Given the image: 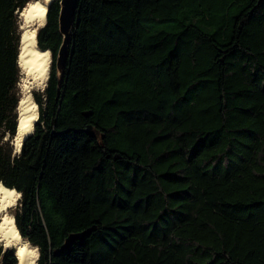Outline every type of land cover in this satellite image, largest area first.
<instances>
[{
  "label": "trees",
  "instance_id": "1",
  "mask_svg": "<svg viewBox=\"0 0 264 264\" xmlns=\"http://www.w3.org/2000/svg\"><path fill=\"white\" fill-rule=\"evenodd\" d=\"M30 1L0 0V183L36 264H264V0H79L61 76L54 0L13 157Z\"/></svg>",
  "mask_w": 264,
  "mask_h": 264
},
{
  "label": "bare ground",
  "instance_id": "2",
  "mask_svg": "<svg viewBox=\"0 0 264 264\" xmlns=\"http://www.w3.org/2000/svg\"><path fill=\"white\" fill-rule=\"evenodd\" d=\"M51 1L54 0H31L20 14L18 67L25 75V80L20 86L18 103L19 136L14 142L17 150L22 135L32 131V125L37 119L38 108L32 98V90L44 89L48 80L50 53L37 47L36 35L37 29L46 23L47 7ZM19 197L14 189H8L0 183V244L14 250L17 264H36L37 249L21 238L13 216L8 213L9 209L16 206Z\"/></svg>",
  "mask_w": 264,
  "mask_h": 264
},
{
  "label": "water",
  "instance_id": "3",
  "mask_svg": "<svg viewBox=\"0 0 264 264\" xmlns=\"http://www.w3.org/2000/svg\"><path fill=\"white\" fill-rule=\"evenodd\" d=\"M52 2L53 1H51L48 4V7L50 6V4ZM78 2H79V0H60L59 1L60 9H59V16H58V25H59V33L62 37V43L60 45L58 55H57V59H56V69H57L59 76L62 75V72L66 69V66H67V61H68V57H69L68 47H69V43L71 40V32L75 28V25H76V11L78 8ZM48 7H47V9H48ZM20 14H21V12H20ZM20 14H19V16H20ZM43 27L37 29V32H38V30L42 29ZM19 30H20V28H19ZM17 113H18V108H17ZM37 119H38V115H37ZM37 119L34 121V123L32 125V131L30 133H27V131H26L22 135L23 137H22V141L20 144V148L17 150L15 148L14 142H15L16 138H18V136H19V114H18L16 134H15L14 140L12 142L13 157L15 155L20 154L23 143L33 133L34 124L36 123ZM77 240H82V235H70L65 240L64 245L61 248V250L62 251L68 250L70 248L71 244ZM3 249L7 250V249H11V248H4L3 247ZM14 256H15V254H14Z\"/></svg>",
  "mask_w": 264,
  "mask_h": 264
},
{
  "label": "rangeland",
  "instance_id": "4",
  "mask_svg": "<svg viewBox=\"0 0 264 264\" xmlns=\"http://www.w3.org/2000/svg\"><path fill=\"white\" fill-rule=\"evenodd\" d=\"M20 25H21V19H20ZM24 80H25V75L23 74V72H21V70H20V78H19V83H18V92H19V95L21 94L20 93V86L21 85H23V83H24ZM45 88V87H44ZM44 89H34V90H32V92L33 91H35V92H42ZM16 209H17V204H16V206H14L12 209H9L8 210V213L10 214V215H12L13 217H14V214H15V212H16ZM1 245V244H0Z\"/></svg>",
  "mask_w": 264,
  "mask_h": 264
}]
</instances>
